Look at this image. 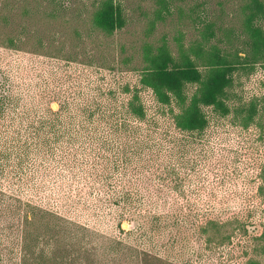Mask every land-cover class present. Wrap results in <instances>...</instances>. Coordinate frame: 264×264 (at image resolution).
<instances>
[{"label":"trees","instance_id":"obj_1","mask_svg":"<svg viewBox=\"0 0 264 264\" xmlns=\"http://www.w3.org/2000/svg\"><path fill=\"white\" fill-rule=\"evenodd\" d=\"M244 11L236 49L212 43L216 37L212 23H205L201 40L188 52L181 49L178 56L166 43L146 46L140 83L160 106L170 109L179 132L203 135L210 125L206 109L221 118L234 115L244 127L264 116V101L231 103L236 75L264 64V0H248ZM126 25L123 7L113 1L103 3L94 17L95 28L104 33L114 34ZM21 43L10 37L7 47L16 51ZM27 70L0 53V264L39 259L47 263L51 253L44 251L38 258L29 252V228L41 212L59 216L53 210L59 204L70 212L87 211L95 220H119L118 235L108 237L96 227L60 218L70 242L77 240L79 249L90 246L92 262L99 258L108 264L120 259L122 264H178L145 247L165 249L173 259L180 248L182 254L201 259L204 255L191 238L204 239V250L212 251L247 233L240 217L212 218L215 204L193 198L191 166L184 162L186 146L181 148L176 138L163 143L145 129L148 114L137 92L123 104L124 111L118 107L93 111L70 102L53 110L49 91H36L25 80ZM192 86L195 91L190 95ZM258 179L259 211L264 217V168ZM129 220L136 226L125 230ZM256 241L253 252L264 258V225ZM68 260L88 262L82 253ZM262 263L256 258L247 261Z\"/></svg>","mask_w":264,"mask_h":264},{"label":"rangeland","instance_id":"obj_2","mask_svg":"<svg viewBox=\"0 0 264 264\" xmlns=\"http://www.w3.org/2000/svg\"><path fill=\"white\" fill-rule=\"evenodd\" d=\"M106 1L120 4L127 18L126 27L114 34L94 26V17ZM247 1L0 0V53L6 61L21 62L28 68L25 80L36 91H49L53 110L70 102L93 111L99 107L124 111L123 104L137 92L148 114L145 129L163 143L176 138L181 148L186 146L189 154L184 162L191 166L192 189L196 190L193 198L215 204L214 213L209 215L212 218L226 221L240 217L247 224V233L242 232L245 235L234 236L231 243L212 251L204 250V239L199 242L200 239L191 238L204 255L201 259L187 252L182 254L180 248L173 259L165 249L145 247L178 264H247L250 258L263 259L264 264V258L253 252L264 225L257 194L258 176L264 168V116L256 124L244 127L234 115L221 118L206 109L210 125L203 135L191 137L179 132L170 109L160 106L152 91L140 83L144 50L147 45L158 47L166 43L175 56L180 55L181 49L188 52L201 40L205 23L215 25L213 44L225 50L236 49L240 45L237 37L244 28ZM10 37L22 40L16 51L7 47ZM7 64L3 62V66ZM194 91L193 86L188 89L190 95ZM232 94L233 106L264 101V64L241 70ZM174 111L178 112L176 107ZM53 210L59 216L41 212L29 228L32 256L39 258L45 251L51 257L44 259L47 263L39 259L31 264H68V258L71 260L78 253L86 255L88 262L83 264H108L99 258L92 262L87 253L90 246L79 249L77 240L70 242L60 218L90 225L91 229L96 227L108 237L119 233L117 218L95 220L87 211L70 212L63 204ZM124 225L125 230L136 226L130 220ZM132 243L136 247L135 241ZM122 262L123 259L116 260L115 264Z\"/></svg>","mask_w":264,"mask_h":264},{"label":"water","instance_id":"obj_3","mask_svg":"<svg viewBox=\"0 0 264 264\" xmlns=\"http://www.w3.org/2000/svg\"><path fill=\"white\" fill-rule=\"evenodd\" d=\"M126 225H124V227H125Z\"/></svg>","mask_w":264,"mask_h":264}]
</instances>
